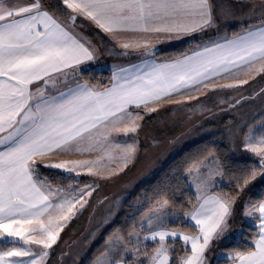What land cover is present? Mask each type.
<instances>
[{"label": "snow or ice", "instance_id": "obj_1", "mask_svg": "<svg viewBox=\"0 0 264 264\" xmlns=\"http://www.w3.org/2000/svg\"><path fill=\"white\" fill-rule=\"evenodd\" d=\"M61 2L73 13L70 16L73 23L80 15L113 35L132 31L180 39L217 28V17L227 22L236 15L232 6L218 5L215 0ZM236 2L252 3V0ZM256 7L253 5L252 10ZM258 7L264 10V0ZM223 39V43L204 46L192 56L173 63H146L144 69L132 76L122 75L127 71L124 69L114 72L115 83L104 91L77 83L59 95H49L47 86L57 83L54 74L62 73L66 78L65 70L72 69L73 74L78 75L81 65L94 61V50L48 11L42 10L40 0H33L26 6L0 0V241L5 242L3 247L6 248L0 249V264H41L49 254L47 251L34 254L30 247L17 246V242L50 249L63 230L61 222L70 219L77 205L83 208L87 203L84 196L92 194L82 189L79 195H61L59 202L53 203L50 198L60 195V189H53L46 181L34 178L38 173L36 157L89 151L90 148L82 147L85 141L101 144L108 140L112 131L125 135L135 133L140 127L136 121L142 117L139 113L133 115L129 106L137 109L144 106L149 113L156 112V107L148 105L170 99L181 89L199 91L196 86L207 87L206 82H211L213 77L226 73L225 78H233L253 69L264 72V19L258 27L245 29L233 39ZM121 46L147 48L149 42H125ZM38 81H43L44 87L37 88L34 93L30 86ZM246 83V80L239 81L224 87ZM244 150L259 157V161L257 166L237 178L241 190L258 177L264 180V135L245 137ZM136 151L134 143L123 148L120 159L125 166ZM98 162L75 160L42 164L79 175V169L85 166L90 174H95L93 168ZM196 199L198 206L185 214L194 222L195 235L169 230L160 212L155 217V225L149 219L148 224L154 230L144 240H158V246L147 257V264H170L169 238L173 244L179 238L185 246H191V254L181 257L176 264H208L205 253L210 243L221 239L227 231L235 199L209 195L201 186H198ZM166 204L164 201L161 209ZM244 209L245 218L258 221V239L254 241V250L237 252L229 259L234 264H264V199L246 203ZM8 243L12 247H7ZM125 251L138 255L140 249L126 248ZM24 257L32 259H13ZM114 264H127V261L121 257Z\"/></svg>", "mask_w": 264, "mask_h": 264}, {"label": "rangeland", "instance_id": "obj_2", "mask_svg": "<svg viewBox=\"0 0 264 264\" xmlns=\"http://www.w3.org/2000/svg\"><path fill=\"white\" fill-rule=\"evenodd\" d=\"M217 4L219 5V3ZM240 10L242 9L240 8L239 11ZM263 16L264 12L260 11L257 14L254 13L253 16L250 14V16H243L242 18L257 19L262 18ZM238 19L241 20V18ZM232 20L233 19H230L227 22ZM259 25L253 26L252 28L258 27ZM76 28L86 38L93 42V46L98 50L99 56L96 61H100L102 51L98 42L80 28ZM220 35V37L225 36V34ZM184 37L186 36H183L180 39ZM180 39L167 40L166 43H172ZM150 40L151 39L147 37L137 36L132 40L129 39L123 43L128 42L136 44L143 43L144 41L149 42ZM123 43L116 42V45L118 48H123L121 46ZM158 45L161 44L158 43ZM158 45L152 44L147 48L131 47L127 50L141 51ZM112 64L113 62L102 63L101 69L111 67ZM257 67H259V65H257ZM245 71H247V69H245ZM260 73L262 72L258 73L256 69H253L246 75L241 74L233 78H225V76L214 78L211 82H206L207 87H201L200 85L196 86L200 88L199 91L188 89L180 92V100H177L180 101L179 103H177V101H175V103L172 102L173 104L168 107L165 106L168 102L158 103L157 106L149 104L148 107L157 108L156 112L149 113L147 108L141 106V108H144V111H131L133 115L139 113L140 117H142V119L136 121L140 127L135 133H128L125 135L123 132L112 131L108 135V140L102 141L101 144H90L89 141H85L82 144V147L90 148V150L70 153L73 158V160L70 161H99L93 168L95 174H90L87 170V166L79 169L78 176L86 178L87 181L78 185H70L66 189L58 187L60 189V195L53 196L55 202L58 203L61 195H79L81 194L82 189L85 192L91 191V196H84V199L87 201V203L84 204V207L80 208V206L77 205L76 209H74V214L71 215L70 219L61 222L65 227L77 213L83 212L84 216L81 228L76 232L67 233L64 239L59 243L63 230L60 231L56 243L50 249H43L39 245H24L22 241L17 242L20 244L19 246L30 247L32 251L36 250L37 254L47 251L49 254L41 261V264H47L53 253H56L53 259V264H81L91 246L99 238V228L113 221L123 199L133 192L143 180L159 169L177 150L181 149L188 143L220 130H224L229 136L230 141L235 143L238 139H241L242 131L248 125L249 128L243 137L244 141L245 137L250 134L255 135L256 137L264 135V118L250 125L256 117L264 114V84L256 86L247 92L238 91L227 94L220 93L213 96H209L207 93L212 89L227 88L224 87L226 84H236L239 81L245 80L248 82ZM201 95H203V97L198 98ZM225 118H229L228 126L223 124V119ZM121 127H123V125H121ZM133 143L135 144L137 151L134 158L131 160L132 164L130 165V163H128L127 166H125L120 159L122 150L127 144ZM72 154H75V156ZM213 158L214 160L202 161L191 168L194 173L190 178L189 186L193 188L191 189L196 194V197L198 195V186L203 187L205 191H207L209 187L215 185L216 177L220 176L222 173L218 159L216 157ZM201 166H207V172L204 174L200 173ZM113 168L115 171L116 169L118 170L116 171L118 172V175L113 178L112 183L107 181V173L105 172L116 173ZM62 171L66 174H77L76 172ZM164 201L158 204L148 215H146L140 223L139 228L134 230L128 236H123L120 232L115 231L109 237L106 249L96 257L92 264H114V262L120 260L121 257L127 261V264H140L141 261H144V264H147V257H150L153 254V249L158 246V240H144V237L150 235V232L154 230V228H150L148 221L151 218L153 225H155L157 223L155 217L158 212L162 215L164 223L169 230L178 229L187 235L197 234L186 231L180 226H173L174 224L179 223L180 219L181 221L184 220L188 223L191 222L188 220L189 218L185 216L186 213L171 212V207L168 201L161 209V205L164 204ZM246 203L258 202H245L243 204L242 215ZM236 206L237 200L235 199L232 215L228 220L227 231L221 239H214L205 253L208 264H217L222 259H229V256H235V252H228L224 249H220L219 246L227 244L240 237L244 230L243 224L236 223ZM190 211L187 213H190ZM243 219L245 223L257 226L256 220L245 218L244 215ZM170 240L171 238L168 239L167 243ZM176 240L180 239L177 238ZM153 244H156V246L152 247ZM173 247L174 246L170 247V262L172 260L171 251ZM187 247L190 249V244L187 245ZM126 248H139L140 252L138 255H135L132 252H126ZM190 254L191 253H186L181 257ZM25 258L27 257L18 259L25 260ZM30 258L32 259V257Z\"/></svg>", "mask_w": 264, "mask_h": 264}, {"label": "trees", "instance_id": "obj_3", "mask_svg": "<svg viewBox=\"0 0 264 264\" xmlns=\"http://www.w3.org/2000/svg\"><path fill=\"white\" fill-rule=\"evenodd\" d=\"M40 2L52 14L66 20L73 27L80 28L98 42L102 51L101 59L99 58L100 61L84 65L78 76L80 80L98 88L109 86L112 83L113 77L110 67L101 69L102 63L130 62L148 56L163 60L179 58L195 50L198 48V45L200 46L206 41L218 39L221 36L220 34L234 37L244 32L245 29L259 25L261 19H264V16L257 19L242 18L243 16H250V14L253 16L254 13L257 14L260 11L264 12V10L258 7L262 0H252V3L243 4L237 3L236 0H215L216 4L219 3V5H230L233 7L236 15L232 21L225 22L217 17V28L194 33L191 36H186L172 43L168 42L145 50L133 51L116 47L114 42L98 26L83 16L77 15V19L73 23L70 20V16L73 13L62 4L61 0H40ZM253 5L257 6L255 11L252 10ZM240 8L242 10L239 11ZM238 18H241V20ZM262 84H264V72L246 84L233 88L212 90L208 94L209 96H213L220 93L247 92ZM262 118H264V114L256 117L250 125ZM223 120V124L228 126L229 118ZM248 128L249 125L242 131L241 139H238L235 143L230 141L229 136L224 130H220L188 143L177 150L157 171L140 183L133 192L123 199L113 221L99 228V238L91 246L81 264H92L96 257L106 249L107 241L115 231L120 232L123 236H128L134 230H137L146 215L164 200L168 201L170 209L177 213H187L192 210L197 203V199L196 194L189 186L188 172L194 165L210 157L218 159L222 172L219 186L214 188V192L237 200L236 223L243 224L244 226L240 237L219 246V248L236 253H246L249 250H254V241L258 238V227L245 223L242 215L243 204L247 201L259 202L261 199H264V180L258 177L255 182L243 190L237 186L236 182L238 177L243 175L245 171H250L254 166H257L259 161V157L244 150L243 137ZM37 165L38 173L36 175L38 178L45 179L54 187L66 189L70 185H78L87 181L86 178L78 175H69L58 169L43 167L42 164ZM83 216V212L77 213L70 223L64 227L59 243L67 233L76 232L81 228ZM173 226H180L186 231L197 233V229L193 224L184 220L181 221V219L179 223ZM4 244L5 242H0V249L6 250L3 247ZM168 244L174 246L171 251L172 260L170 264H176L182 255L190 253V249L181 240H176L174 244L170 240ZM11 246V243L7 244V247ZM155 246L156 244L152 245V247ZM185 248H187V251H185ZM55 254L51 255L47 264H53ZM232 261V259H222L219 261V264H230Z\"/></svg>", "mask_w": 264, "mask_h": 264}, {"label": "crops", "instance_id": "obj_4", "mask_svg": "<svg viewBox=\"0 0 264 264\" xmlns=\"http://www.w3.org/2000/svg\"><path fill=\"white\" fill-rule=\"evenodd\" d=\"M6 3L8 4H15L16 6H26L30 3L33 2V0H5ZM42 6V4H41ZM42 10H45V11H48L50 15H52L59 23H61L63 26H65L68 30L72 31L74 35L77 36L78 39L81 40L82 43H85L86 46H89L90 49L94 50V56H95V59L94 61H89L87 62L86 64L84 65H87V64H90V63H93L96 61L97 57L98 56V50L93 46V42L86 38L80 31H78L76 28H74L71 24H69L66 20L60 18V17H57L55 16L54 14H52V12H50L48 9H46L44 6H42ZM85 18V17H84ZM95 24V23H94ZM96 25V24H95ZM97 26V25H96ZM103 31V30H102ZM104 32V31H103ZM243 33V32H242ZM241 33V34H242ZM105 35H107L115 44V46L117 47L116 45V42H119V43H123L124 41L126 40H132L133 38L137 37V36H141V37H147L149 39H151L149 41V45H158V43H160L161 45L166 43L167 40H172V39H168L166 38L165 34H155V33H142V32H132V31H125V32H120V33H117L115 35L113 34H109V33H106L104 32ZM227 38V39H233L234 37H227V36H223V37H220L216 40H212V41H206L204 43H202L200 46L201 47H198L196 48L195 50L189 52L188 54L184 55V56H181L179 58H175V59H171V60H162L160 58H155V57H151V56H148V57H144V58H140L138 60H135V61H130V62H120V63H113L110 67V69L112 70V72H116V73H120V70L121 69H124V70H127L125 73H123L122 75H127V76H132L134 75L136 72L144 69L145 67V64L148 63V64H152V63H155V64H167V63H173L175 62L177 59H184L186 56H192L194 54V52L196 51H201L202 48L204 46H208V47H212L215 43L219 42V43H223L224 42V39L223 38ZM120 49H123V48H120ZM124 50H127V49H124ZM134 51V50H133ZM84 65H81L80 66V71L82 70V67ZM65 72L68 74L67 77L65 78L64 77V74H54V76L57 78V83L55 85H48L47 86V89H46V92L47 94L49 95H59V93L61 91H67L68 88H71V87H75L77 83L79 84H88L82 80H80L78 78V75H74L73 72H72V69H66ZM80 73V72H79ZM227 77V74H222L221 76H216V77H213L214 78H219V77ZM255 78V77H254ZM115 83V81L113 80V77H112V83L105 87V88H98V87H93L96 91H104L105 89H109L113 86V84ZM90 85V84H88ZM91 86V85H90ZM198 86V85H197ZM41 87H44L43 85V81H38V82H35L34 84H32L30 86L31 90L35 93L36 89L37 88H41ZM216 89H223V88H216ZM216 89H212V90H216ZM184 90H188V89H181L180 92L184 91ZM212 90H209L207 93H209L210 91ZM180 92H177V93H173L171 98H165L164 100L158 102V103H165V102H168L167 104H165V106H170L171 104L175 103V101L177 100H180L179 99V96H180ZM206 95V94H205ZM203 95H201L200 97L198 98H202ZM173 102V103H172ZM158 103H154V106H157ZM129 110L130 111H144V108H134V105L133 106H129ZM73 153H76L75 151ZM73 156H75V154H72ZM70 160H73L71 154H59V155H52V156H47V157H36V163L37 164H42V162L44 163H48V162H51V163H55V162H62V161H70ZM207 161H211V160H214L213 157H210L208 159H206ZM204 160V161H206ZM132 164V162H130V165ZM43 165V164H42ZM207 166H201L200 168V173H205L207 172ZM220 167V166H219ZM55 169V168H54ZM60 171H62V169H58ZM110 170V169H108ZM113 170L115 171V169L113 168ZM126 170V169H125ZM158 170V169H157ZM156 170V171H157ZM116 171H118L116 169ZM115 171V172H116ZM107 173V181L109 182H112L113 183V178H115L117 175H118V172L116 173H110V172H105ZM193 169H190L189 172H188V181H189V185H190V178L193 174ZM68 174V173H67ZM153 174V173H152ZM151 174V175H152ZM69 175H71L69 173ZM77 175V174H76ZM222 176V173L220 176L216 177V180H215V185L214 186H211L209 187V189L206 191L207 194L211 195V194H218L216 192H214V188H216L217 186H219V179L220 177ZM34 178L40 180V181H46L45 179L43 178H38L37 175L34 176ZM112 178V179H111ZM147 179V178H146ZM144 181V180H143ZM142 181V182H143ZM47 182V181H46ZM141 182V183H142ZM48 183V182H47ZM49 185H51L50 183H48ZM51 187L53 189H59L58 187H54L53 185H51ZM192 188V187H190ZM193 189V188H192ZM220 195V194H219ZM52 200L53 203H56L54 198L51 197L50 198ZM195 206H198V201L196 203ZM194 206V207H195ZM194 207L192 208V210L194 209ZM191 210V211H192ZM170 211L172 212V210L170 209ZM190 211V212H191ZM258 215V213H257ZM190 221V218L188 219ZM192 224H194V222L190 221ZM257 225H258V221H257ZM64 229V228H63ZM258 239V238H257ZM0 242H4V241H0ZM17 245L19 246L20 244L17 243ZM12 247V246H11ZM34 254H37L36 250L33 251ZM236 254V252H235ZM13 259H18V258H13ZM31 259L30 257H27L25 258V260H29ZM171 263V262H170ZM230 264H234V262L232 261ZM236 264H238V262H236Z\"/></svg>", "mask_w": 264, "mask_h": 264}]
</instances>
